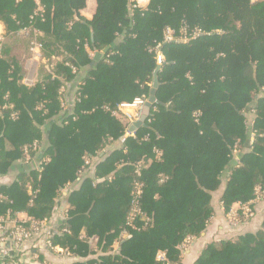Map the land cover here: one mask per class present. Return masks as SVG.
Masks as SVG:
<instances>
[{
  "label": "trees",
  "instance_id": "obj_1",
  "mask_svg": "<svg viewBox=\"0 0 264 264\" xmlns=\"http://www.w3.org/2000/svg\"><path fill=\"white\" fill-rule=\"evenodd\" d=\"M87 1L0 0V176L42 154L0 185V222L49 219L61 189L78 181L53 245L86 257L126 229L97 264H181L178 246L204 232L221 188L225 213L264 188V0H94L91 20L81 16ZM24 28L43 34L45 64L30 87ZM157 67V103L125 136L118 106L148 99ZM136 183L142 216L128 225ZM193 264H264V220L206 244Z\"/></svg>",
  "mask_w": 264,
  "mask_h": 264
},
{
  "label": "built area",
  "instance_id": "obj_2",
  "mask_svg": "<svg viewBox=\"0 0 264 264\" xmlns=\"http://www.w3.org/2000/svg\"><path fill=\"white\" fill-rule=\"evenodd\" d=\"M251 3L256 2V0H250ZM32 33V38L29 42V52L30 57L33 61L37 62L42 58L41 50L42 44L39 41L41 38L40 32L36 30H31L24 28L21 30V34L28 36ZM173 31L166 29L164 32V40L171 41L173 39ZM2 40L0 36V41ZM185 40V39H184ZM158 49V47L156 48ZM163 62V57L161 54L157 53L156 63L161 65ZM22 83L26 86H32L33 80L31 76H26ZM147 102L144 97H137L131 103H122L118 106V111L125 117L128 121L129 126L138 121L142 114V110ZM236 154L237 152L234 151ZM30 162V161H26ZM140 194V184L136 183L135 195L132 201V207L130 213L127 217V224L132 225L135 218L142 216L141 211L138 209V196ZM264 198V188L257 186L254 188L253 198L245 204H238L237 208H231L226 214V222L229 228L234 229L242 223H246L253 219L255 215V208L261 203ZM50 219V218H49ZM49 219H45L42 222L30 221L29 227H25V221L19 224H10V222H0V256L5 258H11L10 250L4 247L5 243L8 242L12 251H15L21 255L25 253V256L32 262H38L39 253L42 250L47 251L53 258L57 261L56 263L51 261H44L43 264H78L92 261L91 264H97L98 257L101 255H114L120 246V244L127 240L130 236L126 229L119 232L117 238L110 245L107 251H104L103 245L101 247H94L92 252L86 257H79L72 255L67 249L59 247L58 245H53L51 242V234L47 228V223ZM63 220L66 219V212L63 215ZM63 232H67V229H63ZM84 234H80L82 238ZM34 239V247L32 249H24V244L26 241ZM35 249V250H33ZM36 251V252H35ZM94 260V261H93ZM155 261L164 262L165 253L157 252L155 256ZM21 263L24 261H20ZM28 264V263H26Z\"/></svg>",
  "mask_w": 264,
  "mask_h": 264
},
{
  "label": "crops",
  "instance_id": "obj_3",
  "mask_svg": "<svg viewBox=\"0 0 264 264\" xmlns=\"http://www.w3.org/2000/svg\"><path fill=\"white\" fill-rule=\"evenodd\" d=\"M135 1H136V5L138 7H141V8H145L149 2V0H135ZM94 6H95L94 0H88L87 1V7L84 10H82L81 16L87 20H91L93 17V14H94ZM1 31H3V33ZM3 34H4V27L0 24V36H3ZM40 34H41V38H42L43 34L42 33H40ZM18 35L22 36L21 31H19L17 33V36ZM95 54L90 53V56L93 57ZM41 64L42 65L45 64V61L43 60V58H41L39 61L35 62L31 59V57H29V59L26 60L23 64V68H24V72H25L23 79L28 75V73L32 69H33L32 71H33V75H34V71L36 69L35 72H36L37 76H36L35 80L33 81V82H35L38 78V69L40 68L39 66H41ZM72 91H73V89H72L70 83L67 84V88L65 89L66 95L69 96V94H72ZM67 103H68V99H67ZM67 109L68 108L66 105L65 109L63 111V114H65L67 112ZM250 118H251V116L248 113L247 119L249 120V124H251ZM128 130H129V128H128ZM129 135H132V133L127 131L125 133V136H129ZM251 137H252V135L249 134V140L247 142L248 144L251 141ZM39 154L40 155H37L36 158L32 159L30 162H18L15 165L12 172H10L9 174H7L5 176H0V185L11 184L15 178L16 171H26V170H28L29 167L35 168L39 163L40 156L42 155L41 151L39 152ZM86 172L87 171H85L81 174L80 179L86 177L89 174ZM78 185H79V183L77 181L76 183L68 185L64 189H61L60 196L56 200L55 210L53 211V214L50 217L49 222L47 223L48 224L47 228L49 229L51 236L56 234L57 229L62 225V223H64V220L62 218H63V215L68 208L67 201H66L67 196H68V192L72 189L73 190L76 189L78 187ZM221 191H222V188H221ZM221 191H219L217 194H215L213 196L212 206L214 209V215L211 219V222L206 226V229L201 234V236L197 239L187 238L186 240H184V242L180 246H178V250L180 251L181 264H193L194 261L196 260V258L198 257V255L200 254V251L202 250V248L210 242L231 238V237H234L236 235H240V234H243L246 232L256 231L259 228L262 221L264 220V198H263L261 203L259 205H257V207L255 208V215H254L253 219H251L250 221H248L246 223L240 224L238 227H236L234 229L229 228V226L227 225V222H226V218H225L226 213L224 212V209L219 204V196H220ZM237 205L238 204H235L231 208H237L238 207ZM25 219H26L25 216L23 214H20L17 216V219H15L14 221H11L10 224H18L19 222H22ZM33 243H34V239L26 241L24 244V249L25 248L26 249H32L34 247ZM4 247H7L10 250L9 254H10L11 258H9V259H13V260L11 262H8V263H0V264H26V263H28V264H39L40 263V262H32L30 259H28L25 256V253H23V255H21L15 251H12L8 242L5 243ZM33 250H35V249H33ZM40 258L44 261L49 260V261L54 262V263L57 262L53 258V256L50 255L45 250H42L39 253V259ZM21 260L24 262L21 263L20 262Z\"/></svg>",
  "mask_w": 264,
  "mask_h": 264
},
{
  "label": "water",
  "instance_id": "obj_4",
  "mask_svg": "<svg viewBox=\"0 0 264 264\" xmlns=\"http://www.w3.org/2000/svg\"><path fill=\"white\" fill-rule=\"evenodd\" d=\"M101 53H96L93 56V61H98L101 58ZM159 70V67L156 68L154 74H153V84H152V89L150 91L149 97L147 99V102L142 110V114L138 121L134 122L132 125L129 126V132L133 133L135 132L142 124H144V121L146 120L147 116L149 115L150 108L157 103L155 99V90L158 87V81H157V71Z\"/></svg>",
  "mask_w": 264,
  "mask_h": 264
},
{
  "label": "rangeland",
  "instance_id": "obj_5",
  "mask_svg": "<svg viewBox=\"0 0 264 264\" xmlns=\"http://www.w3.org/2000/svg\"><path fill=\"white\" fill-rule=\"evenodd\" d=\"M2 33H3V31H1ZM3 36H1V38H2ZM17 38H19V40H22V41H24V43H26L27 41H29V35L28 36H25V35H18L17 36ZM32 38V37H31ZM2 40H3V38H2ZM31 40V39H30ZM27 46H29L28 44H27ZM40 67V66H39ZM38 67V68H39ZM33 70V69H32ZM30 71L29 73H28V75L27 76H31V78H32V80L34 81L35 80V78H36V69H35V71H34V75H33V71ZM39 73H40V68L38 69V76H39ZM34 83V82H33Z\"/></svg>",
  "mask_w": 264,
  "mask_h": 264
}]
</instances>
